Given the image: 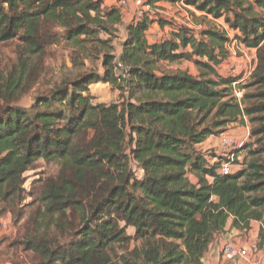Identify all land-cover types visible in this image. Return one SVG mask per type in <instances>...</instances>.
Returning <instances> with one entry per match:
<instances>
[{
    "label": "trees",
    "instance_id": "16d2710c",
    "mask_svg": "<svg viewBox=\"0 0 264 264\" xmlns=\"http://www.w3.org/2000/svg\"><path fill=\"white\" fill-rule=\"evenodd\" d=\"M160 3L183 5L200 30L149 12L125 24L103 0H0V221L15 213L17 224L34 197L24 189L28 172L40 162L57 167L39 175L15 243L34 264H204L230 221L243 235L259 223L264 245V0L146 6ZM155 23L171 33L151 43ZM234 42L256 50L244 81L220 73ZM5 45L15 59H4ZM62 45L71 67L22 107L47 73L50 49ZM184 62L199 74L165 66ZM100 83L117 101L96 102L90 85ZM234 125L249 126V142L203 151ZM231 155L237 168L222 174Z\"/></svg>",
    "mask_w": 264,
    "mask_h": 264
},
{
    "label": "rangeland",
    "instance_id": "374dc122",
    "mask_svg": "<svg viewBox=\"0 0 264 264\" xmlns=\"http://www.w3.org/2000/svg\"><path fill=\"white\" fill-rule=\"evenodd\" d=\"M118 1V0H117ZM135 1V0H133ZM137 4L141 0H136ZM145 1V0H142ZM136 4V5H137ZM138 8L136 10L137 15L140 11L149 12L151 17L153 19L157 17H165L168 20H171L176 25L180 26H187L193 29H196L195 31H199V28H196L193 23L192 19L189 16L188 10L183 5H172L169 3H160L155 8L153 7H145L144 4L137 5ZM136 6V7H137ZM130 6L127 7L125 10H121L124 15V19H128V16H130ZM130 14V15H129ZM224 22V20L222 19ZM157 24V23H156ZM218 24V22H217ZM219 25V24H218ZM225 27L228 28V26L224 23ZM221 26V25H219ZM123 28V27H121ZM160 27L156 25V32H153V34H161L164 37H168L171 33V28L168 30V34L164 33L162 30L159 29ZM226 30V29H225ZM229 32V36L231 35V40L233 39V33L231 31L226 30ZM121 34V33H120ZM119 34V35H120ZM152 34L149 36L151 37ZM121 38H119L120 40ZM152 43V42H151ZM236 43V44H235ZM235 48L233 49V44L231 45V50L234 55L230 54V57H233L234 60L230 63L223 64L222 67H220V73L223 76H236V75H243V81L247 80L249 76L251 75V72L253 71V67H250L251 62V56H248V60L244 58V55L242 52L238 50L237 42H235ZM116 44H119V42H116ZM244 49V48H243ZM14 47L10 45H5L4 47H1V54L3 55L4 59L6 61L15 59V55L13 54ZM96 65H100L99 63H96ZM46 66H47V73L42 80V83L33 89L27 96H25L20 103L22 107L29 108L36 97V94L41 90L45 91L46 87L44 86V83H48L52 76L56 75L63 67H71V63L69 60V52L64 48V46L59 47H53L50 49V56L46 60ZM165 66L170 70H183L188 71L190 74L197 76L199 74L196 67L188 62H184L177 65H169L165 64ZM252 68V69H251ZM44 82V83H43ZM90 90L92 95L96 98L97 103H103V104H112L118 99L117 92H114L112 87L109 84H92L90 85ZM228 133H230L231 137L237 142L235 147H240L243 143L249 142V136L247 128L245 126H239L234 125L231 126L228 130ZM233 133V134H232ZM220 146V145H219ZM204 147V146H202ZM207 152L209 153H215L217 148H209L207 146L206 148ZM209 154V155H211ZM241 160H243L242 157H244V153L240 155ZM240 168V167H239ZM132 169L135 172V175L138 179L142 178V173L138 169L136 164H132ZM57 171V167L53 165H46L43 162L39 163V167L35 171L28 172L25 177H27V182L24 185V189L26 193L29 192L34 193V197L27 196L26 201L19 207L18 210L22 211V218L20 221L16 224V216L15 213H10L6 216H4L0 221V264H34L36 261L30 252H25L19 247L15 245L16 241H18L21 233H22V226L27 220L28 215L31 213L30 208H28V205L36 198L39 194L40 189V182H37L38 179L41 177V173H45V177H48L50 175H53ZM36 183V184H35ZM17 214V212H16ZM6 221L7 227H3L1 222ZM258 224L253 223L251 231L246 234H237L233 237L237 241V244L239 246L243 245H249L247 248L251 253V258H254L255 256L257 259L256 262H261L264 264V247L259 246V229ZM261 227V226H260ZM129 235L133 236L134 232L129 231ZM260 254V258H259ZM255 257V258H256Z\"/></svg>",
    "mask_w": 264,
    "mask_h": 264
},
{
    "label": "crops",
    "instance_id": "0c3cea01",
    "mask_svg": "<svg viewBox=\"0 0 264 264\" xmlns=\"http://www.w3.org/2000/svg\"><path fill=\"white\" fill-rule=\"evenodd\" d=\"M104 1V6L106 7V8H111V7H118V1L117 0H103ZM137 1L135 0V1H133V0H131L130 2H129V5L128 6H130L129 8H130V16H128V19H124V15H123V21H124V23L125 24H128V23H130L132 20H134V18L135 17H137V15H135L136 14V10H137V8H138V6L137 5H139V4H144V6H146L147 5V2H148V0H145V1H139L138 2V4L136 3ZM137 4V5H136ZM159 5V4H158ZM137 6V7H136ZM127 9V8H126ZM125 10V9H124ZM123 11V10H122ZM121 11V12H122ZM122 14H123V12H122ZM218 24L219 25H221L224 29H226V30H228V28H226L225 27V25H224V22L222 21V20H220V21H218ZM156 23L155 24H153L152 26H151V29L148 31V33H147V38H149V35L150 34H153V32H156V30H158V29H156ZM160 30H162L164 33H166V34H168V30H169V28L168 27H165L164 29H161V28H159ZM125 30H124V28H121V34L119 35V37L121 38L120 40H117V42H119V44H116V56L118 57V56H120L121 55V51H122V48H121V42H122V39L125 37ZM230 37H231V35H230ZM235 43V42H234ZM236 44V43H235ZM235 44H233V49L235 48ZM238 46V45H237ZM239 48H238V50L240 51V53L242 52V54L244 55V58L245 59H247L248 60V56L250 55L251 56V62L249 63L250 64V67H253V69H254V67H255V64H256V50H246V49H243V47H241V46H238ZM230 54L231 55H234L233 54V52H232V50L230 49ZM234 60V58L233 57H230L229 58V60L226 62V63H230L231 61H233ZM225 63V64H226ZM223 66V65H222ZM221 66V67H222ZM252 69V68H251ZM245 128H247V131L249 132V126H245ZM233 134V133H232ZM231 134L230 133H225V134H223V135H221L220 137H213V138H211V139H209L206 143H204L202 146H204V147H202V149H203V151H206L207 149V146L209 147V148H211V147H213V148H217V154L219 153H222V148H221V145H220V139L222 138V137H231L230 136ZM247 136H249V133H248V135ZM232 138V137H231ZM220 145V146H219ZM237 168V167H236ZM231 224H232V221H230L229 222V224H228V226H227V229H226V233H224V234H222V235H220V236H218L217 237V239L215 240V242L211 245V247H210V250H209V252L207 253V255L205 256V258H204V264H226L224 261H223V259H222V247H223V245L225 244V243H227V242H233L234 244H236V245H238L237 244V241L235 240V239H233V237L234 236H236L237 234H241V232H239V231H237V230H233V229H231ZM259 226H258V229L260 230V224L259 223H257ZM129 231H132L131 229L129 230ZM246 234H248V233H246ZM245 234V235H246ZM247 236V235H246ZM247 246H249V245H243L242 247H244V248H249V247H247ZM263 247H264V245H263ZM256 257V256H255ZM252 258L254 261L257 259V257L256 258ZM259 258H260V254H259ZM259 263H261V262H259Z\"/></svg>",
    "mask_w": 264,
    "mask_h": 264
},
{
    "label": "built area",
    "instance_id": "2783aa9c",
    "mask_svg": "<svg viewBox=\"0 0 264 264\" xmlns=\"http://www.w3.org/2000/svg\"><path fill=\"white\" fill-rule=\"evenodd\" d=\"M130 1L131 0H118V8L121 10L126 9ZM145 7H148V6H145ZM144 13L146 12L140 11L137 14V18H142L144 16ZM164 38L165 37L163 35L156 33V34H152V36L148 38V41L152 43H157V42L162 41ZM119 58L120 56L117 57L118 59L117 60L118 66L116 68L117 74H119L121 71L119 69L123 68L122 64L119 61ZM238 97H241V94H238ZM220 140H221L220 145L222 149L227 152L233 149V147H235V145L237 144V142L233 138L227 137V136L222 137ZM234 159H235V155H231L229 161L222 166V169H221L222 174H229L234 171V169L237 167V165L234 164ZM1 224L5 228L8 225L6 221L1 222ZM222 259L226 264H262V263L254 261L251 258V253L247 248L236 245L233 242H227L223 245Z\"/></svg>",
    "mask_w": 264,
    "mask_h": 264
}]
</instances>
